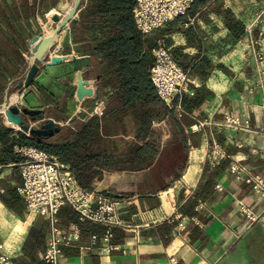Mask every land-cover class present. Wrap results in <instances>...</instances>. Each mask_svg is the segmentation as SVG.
Wrapping results in <instances>:
<instances>
[{"label":"crops","instance_id":"crops-1","mask_svg":"<svg viewBox=\"0 0 264 264\" xmlns=\"http://www.w3.org/2000/svg\"><path fill=\"white\" fill-rule=\"evenodd\" d=\"M66 1L46 0L41 5V0H36L30 16L20 19L18 24L26 34L22 50L26 61L30 40L56 23ZM234 2H193L185 13L144 34L153 58L159 43L169 48L189 75L190 90L176 95L171 105L158 96L168 110L153 118L142 135L134 129L125 135L115 127L109 136L110 147L107 143L96 147L98 152H110L117 161L112 167L94 164L98 170L95 179L76 180L119 201L121 224L83 220L70 205L61 206L56 213L57 226L67 232L74 224L79 227L77 237L62 247L63 264H254L251 241L257 227L264 229V195L255 191L247 178H264V113L251 109L245 79L237 82V71L241 72L237 69V43L247 41L251 29ZM224 10L233 14V23L238 19L244 24L243 35L236 37L230 30ZM0 24L10 34L1 17ZM87 44L79 18L70 21L45 55L46 60L58 56L61 61L42 65L32 84L22 91L43 103L37 109H55L54 115L48 114L61 123V130L52 138L54 143L77 133L82 123L93 117H102L105 109L106 95L100 102L94 100L97 84ZM64 64L80 79L75 86H87L93 96L79 89L71 94L74 86L66 101L52 95L56 80H60L54 72ZM21 76L8 77L5 88ZM107 90L105 87L103 92ZM14 131L18 137L20 130ZM101 135L107 137L102 129ZM128 138L131 142L123 145L120 140ZM23 145L27 144L14 145L18 161L0 164V241L3 253L18 264H46L43 253L51 234L50 222L29 212L19 191L22 177L18 163L24 156L15 147ZM125 147L147 151L143 155L145 168L140 169L138 160L122 158ZM56 156L70 169L69 162ZM212 156L216 161L210 165ZM13 223L23 230L13 234ZM258 256L264 258V253L255 258Z\"/></svg>","mask_w":264,"mask_h":264},{"label":"trees","instance_id":"trees-1","mask_svg":"<svg viewBox=\"0 0 264 264\" xmlns=\"http://www.w3.org/2000/svg\"><path fill=\"white\" fill-rule=\"evenodd\" d=\"M44 1L46 3V0H41V5ZM206 1L193 2L201 5ZM35 2L12 0L8 3L0 0V17L10 32L0 24V91L5 88L8 77L16 79L23 75L26 59L22 50L25 48L26 34L18 22L30 16ZM136 3L137 0H83L79 21L88 41L86 47L92 51L97 84L94 100L100 102L104 95L107 96L102 117H93L87 124L82 123L77 133L55 143L53 139L38 140L22 131H18V137H15L13 128L0 123V164L18 161L14 145L27 144L62 156L64 162L71 164L70 170L76 179H95L98 170L93 167L94 164L112 167L117 161L110 152L96 150L97 146L105 143L110 147L112 140L109 136L115 127L125 135L134 129L140 136L148 130L153 118L168 110L158 99L150 81L148 70L154 58L151 43L136 27L133 19L132 11ZM19 8L23 12L19 13ZM223 12L227 26L234 35H243L244 24L238 19L233 23V14L227 10ZM105 87L109 88L107 92H103ZM101 129L107 137L101 135ZM120 141L126 146L131 139ZM144 154H148L145 149L137 152L125 147L122 158L130 162L132 159L138 160L140 169H143L146 164ZM212 174H215L214 171Z\"/></svg>","mask_w":264,"mask_h":264},{"label":"built area","instance_id":"built-area-1","mask_svg":"<svg viewBox=\"0 0 264 264\" xmlns=\"http://www.w3.org/2000/svg\"><path fill=\"white\" fill-rule=\"evenodd\" d=\"M194 0H137L133 8L136 27L147 34L166 25L190 7ZM154 63L148 70L158 96L171 105L172 99L189 92L191 80L182 66L173 58L169 48L159 43L154 49ZM24 156L18 163L22 177L19 188L29 212L45 216L51 225V234L46 242L43 260L46 264H63L62 247L70 244L79 233L78 225L67 232L57 226L56 213L65 204L80 214L81 219L107 226L121 224L117 216L119 201L110 199L95 190L81 186L73 173L59 156L32 145L15 147ZM1 168V167H0ZM253 189L264 195V178L248 177ZM0 186V191H2ZM93 236V238H95ZM0 264H18L3 253L0 241Z\"/></svg>","mask_w":264,"mask_h":264},{"label":"rangeland","instance_id":"rangeland-1","mask_svg":"<svg viewBox=\"0 0 264 264\" xmlns=\"http://www.w3.org/2000/svg\"><path fill=\"white\" fill-rule=\"evenodd\" d=\"M234 1L235 2L233 3V6L235 7V9H237V11L241 12L242 16L245 17L251 29V35L248 40H242L241 42L237 43V69H241V72L237 71V82L244 81L243 79H245V84L247 85V88L245 90L246 97H248V99L250 100L251 109H253V111H257L258 113H264V0ZM49 26L52 27L53 24H50ZM49 26L46 27L48 28L46 32L49 31ZM244 49L246 50L245 54L243 52ZM68 68L69 66L67 64H64L54 72L56 79L59 76L60 80L59 78L58 80H56V88L54 89L55 92H51L55 93L52 95L60 96L65 101L67 100V98H69V91L71 90V88L75 85L78 86V82L80 81V79L76 78L74 74H71V69L69 68L68 70ZM77 79L78 82H76ZM21 95H18V101H12L13 104H16L19 107L27 108H36L43 105V103L41 104L35 99L36 96H31L29 94H25L22 96ZM61 103L64 104V101ZM54 108H56V106ZM43 110L45 111V115L47 117H49L48 114L54 115L55 113V109L51 110V108L44 107ZM3 117V113L0 112V123L2 124L4 123ZM26 118L28 121H31L30 117ZM40 123L42 122L35 121L33 122V125L39 126ZM259 129L260 127L257 128V130ZM215 161L216 158L213 159L212 156L210 165H213ZM17 226L21 228L20 224L16 225L15 223H13L10 225V229L11 231H13V234H16L20 230ZM255 232V240L253 239L251 241L250 248L251 252H253L254 255L253 263L264 264V258L262 256H258L255 258L257 254L260 255L264 253V229L259 226L257 227V229H255Z\"/></svg>","mask_w":264,"mask_h":264},{"label":"water","instance_id":"water-1","mask_svg":"<svg viewBox=\"0 0 264 264\" xmlns=\"http://www.w3.org/2000/svg\"><path fill=\"white\" fill-rule=\"evenodd\" d=\"M82 7L83 0H67L63 5V15L50 27L49 31L35 35L30 40L23 75L16 83H10L2 93L0 112L3 113L5 125L38 140H50L61 130V124L47 117L43 109L19 107L13 104L11 98L13 94L21 95L23 89L32 84L42 65L61 61L58 56H50L46 60L45 55L55 46L59 32L67 27L70 21H77ZM78 89L77 86H74L71 94H74ZM79 90L87 96L94 94L92 89L84 85ZM26 117H30L33 122L42 123L39 126H34L33 122L28 121Z\"/></svg>","mask_w":264,"mask_h":264},{"label":"bare ground","instance_id":"bare-ground-1","mask_svg":"<svg viewBox=\"0 0 264 264\" xmlns=\"http://www.w3.org/2000/svg\"><path fill=\"white\" fill-rule=\"evenodd\" d=\"M12 99V101H18L19 100V98H18V95L17 94H13V97L11 98ZM20 230H23V227L21 226V228L19 227V226H17ZM19 230V231H20Z\"/></svg>","mask_w":264,"mask_h":264}]
</instances>
